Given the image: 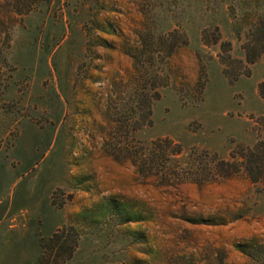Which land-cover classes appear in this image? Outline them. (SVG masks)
<instances>
[{
  "label": "rangeland",
  "instance_id": "374dc122",
  "mask_svg": "<svg viewBox=\"0 0 264 264\" xmlns=\"http://www.w3.org/2000/svg\"><path fill=\"white\" fill-rule=\"evenodd\" d=\"M262 28L264 0H0V264H264L262 184L149 180L157 140L168 175L264 142Z\"/></svg>",
  "mask_w": 264,
  "mask_h": 264
},
{
  "label": "trees",
  "instance_id": "16d2710c",
  "mask_svg": "<svg viewBox=\"0 0 264 264\" xmlns=\"http://www.w3.org/2000/svg\"><path fill=\"white\" fill-rule=\"evenodd\" d=\"M262 29L264 35V28ZM218 39L219 38H217L216 41H218ZM202 41L204 45L210 44L204 39V36ZM252 45L250 49L247 48L245 53V63L247 65L254 64L256 60L261 57L264 59V40L255 41ZM240 65L244 67V64L240 63ZM242 73L248 75V72H241L240 74L242 75ZM258 93L264 102V83L259 85ZM157 99V96H155V98L149 101V115H151V102ZM151 124V120H149V126H151ZM161 143H166V145L170 147L173 142L166 139L164 141L157 140L149 144V180L153 179L160 182V187H173L170 183L174 180L179 182L180 185H182L184 181L189 180L191 183L202 186L203 184L214 183L218 179L222 181L233 177L239 174L240 171H243L252 183H260L264 187V142L262 141L257 142L252 149L239 146V151L233 152L231 155V158L235 160L233 162L221 160L215 154L210 155L206 152L191 151L187 166L178 168L175 174L172 175L166 174L162 168H158L157 166L159 163H162L163 160L164 162L170 163L172 159L181 156L182 150L176 145V150H173V152H166L164 150L162 156L151 154L150 152H153L151 150L154 149L153 146ZM236 159L240 161L236 162ZM55 235L50 241H53L55 238H57L56 241H60V238ZM69 251L71 254L72 250L70 249Z\"/></svg>",
  "mask_w": 264,
  "mask_h": 264
}]
</instances>
